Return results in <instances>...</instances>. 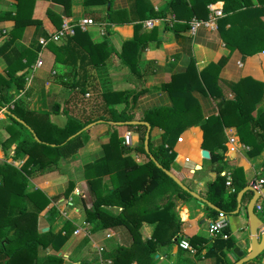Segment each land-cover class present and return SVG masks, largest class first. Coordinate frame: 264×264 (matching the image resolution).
Instances as JSON below:
<instances>
[{"label": "crops", "instance_id": "crops-1", "mask_svg": "<svg viewBox=\"0 0 264 264\" xmlns=\"http://www.w3.org/2000/svg\"><path fill=\"white\" fill-rule=\"evenodd\" d=\"M145 1L152 6L153 10H162V15L149 18L155 20L150 27L144 25L148 19L137 21L140 24L137 30L139 37L136 38L137 47L133 48L134 52H129L127 46L125 57L127 61L136 60L138 72H132L122 63L124 42L134 38V21L131 20L134 13L130 11L132 0H105L101 4L90 5H84L83 0H62L60 4L36 0L34 8L43 16L39 17L41 19L38 25L34 23L24 25L19 38L15 39L9 47L6 57L0 56V75L6 76V63L16 57L19 51L28 49L36 52L29 66L18 71L24 75L31 73L29 85L23 86L22 89L11 85L6 92L11 96L10 101L18 98L22 101L26 100L29 102L28 107L24 104L27 109L47 113L49 122L60 126V121H64V115L62 111L60 115H57L60 106L55 111L53 106L55 103L58 104L60 96L65 98L68 91L58 83V80H66L70 77L69 70L67 71L65 67L68 64L66 60L80 54L79 50H83L85 45L88 48L91 45L102 44L104 57L102 61L99 60L96 64L91 62L85 67V77L81 80H85L88 90L84 95H93L94 105L101 100V94L143 88L133 107L134 120L153 108L173 105L172 92L168 88L171 79L175 78L173 80L181 88L185 83L191 87L202 69L210 63L219 61L216 80L212 86L210 85L213 95L198 88L190 91V102L199 112L198 122L185 127L178 134L172 146L174 157L169 163V171L191 191L204 198L206 184L213 179L214 174L207 164L209 151L205 149L208 152V158L201 156L203 136L200 124L207 116L217 114L223 107L222 102L242 101L244 95L238 87L242 78L248 76L264 81V0H234L233 4H238L237 11L229 12L227 15L222 12V15L214 20L215 28L198 27L194 34L188 32V21L192 15L204 14V8H207L208 4L222 9L221 0L208 3L206 6L203 5V0H180L176 6L170 5V0ZM14 3V0H0V8L5 6L6 11L12 15ZM46 9L52 13V19L45 15ZM191 11H193L192 15L189 14ZM4 14L0 13V41L7 35V30L13 23L10 19H3ZM208 16L207 9L204 18ZM224 16L230 19L229 23H225L223 27L225 41L230 47L226 46L216 27L217 19ZM85 17L91 18L93 23L83 31L85 34L77 37L78 40L72 41L71 44L64 43L65 40L62 39L58 42H49L44 46L38 45V38L53 31L59 22L60 24L63 21L74 22ZM96 57L99 59L97 55ZM37 58L41 60V64L33 69ZM70 61L69 59V63ZM75 62L80 63L79 60ZM34 70H37L36 74H33ZM211 72L212 70L209 71L210 74ZM113 106L119 110L123 103H115ZM257 108L264 109V98L250 110V113H255ZM51 113H56L58 120L56 117L51 119L49 117ZM109 122L92 123L85 129L87 132H85V142L74 155L58 159L52 170L34 173L29 177L32 184L27 187L40 189L50 199L49 204L36 215L37 231L41 232V229L46 227L45 231L50 230L55 234L61 230L64 222H71L72 229L67 239L58 251H55L56 255L62 257V264H77L79 261L90 264H111L116 257L118 247L121 250L124 249L121 251L124 254L122 257L126 262L129 260V264H214L213 257L205 253L212 241L205 231L209 218L204 217V205L198 204L194 197L176 205L174 209L179 221L178 229L167 247L155 248L149 262L143 259L146 255L143 250L136 246L131 247V236L123 225L93 228V223L84 220L82 206L89 207L91 203L86 180L97 177L100 179L99 184L102 188V184L107 181L110 174L116 170L128 168L130 164H140L144 160V156L135 148L138 142L137 135L131 130L135 133L132 135V144L127 146L121 141L119 145L117 144L118 148H111L109 150L111 158L107 161L108 164L104 165L106 154L103 144L108 142L109 128L107 126L112 125ZM113 125L114 130L117 129V138L122 139L119 132L126 125ZM161 132V128L156 125L149 131L153 145L160 143ZM21 134L19 139L25 137L24 132ZM222 138L225 146L222 171L229 172L231 176L235 167L240 168L246 184L258 178H264L261 174L264 149L249 156V147L240 143L234 126L224 127ZM16 143L17 141L4 148V151L1 150L0 164L5 162L15 169L21 166L26 157L23 152L11 158ZM96 165L99 167L93 168ZM63 166L69 168V174L62 172ZM68 180L71 186L68 194L76 193L79 196L75 201L68 198V194H61L64 185L63 188L60 186L63 183L66 184ZM163 196L165 193L158 190L151 195L150 199L149 196L146 199L141 198L131 212L138 216L142 209L151 204H160L162 200L159 198ZM250 196L251 192L247 196L242 194L240 206L236 212L239 213L240 209H243V213L239 216L240 231L236 228L231 230L229 225L226 228L228 237L233 242L232 246L236 241H240L244 252L249 249L245 206ZM67 198L69 201H66ZM51 206L56 212L53 217L49 215ZM105 208L112 213L120 211L118 207ZM236 213L230 212L235 215ZM256 215L261 219L262 211L256 212ZM83 224H87L84 236L79 232V226ZM160 229L161 223L158 221L141 220L136 231L137 239L139 242L145 238L154 239ZM181 239L187 240L189 249L178 247L177 242ZM51 252L54 251L46 249L44 254ZM225 253L232 262L230 250ZM98 255L101 259H98ZM256 258H258V264H264V249ZM137 259H139L138 262ZM41 262L43 264L45 259L43 258Z\"/></svg>", "mask_w": 264, "mask_h": 264}, {"label": "trees", "instance_id": "trees-1", "mask_svg": "<svg viewBox=\"0 0 264 264\" xmlns=\"http://www.w3.org/2000/svg\"><path fill=\"white\" fill-rule=\"evenodd\" d=\"M14 10L11 15L6 12L3 19L12 20L11 26L7 30V35L0 41V56L6 57L9 47L15 39L19 38L24 25L28 23L39 24L43 14L35 10L34 4L36 0H14ZM45 1V0H44ZM54 3H62V0H46ZM105 0H83L84 5L101 4ZM218 0H203V5L215 2ZM223 3L222 12L229 13L237 11L238 4H233L234 0H221ZM130 8L131 13H134L131 20L134 21V38L124 42V63L129 69L136 73L138 68L136 60L127 61V46L129 52H134L133 48L137 47V30L140 27L139 22L142 19L161 17L162 10L155 11L152 6L145 0H132ZM180 0H170V5H178ZM194 12H197L194 10ZM193 13L191 11L189 14ZM207 13V8H204V14L194 13L192 16L204 18ZM47 18L52 19V13L48 9L45 11ZM230 19L226 16L220 17L216 21V27L226 46L229 44L225 41L223 27L225 23H229ZM60 22L55 26L53 31L44 36H49L59 27ZM251 31V29H248ZM256 32V31H255ZM80 34H85L79 29H75L74 34L63 40L64 43L71 44L72 41L78 40ZM251 40V39H250ZM248 40V42H250ZM87 42V41H86ZM51 43V42H50ZM61 47V46H60ZM63 47V46H62ZM101 45L84 46L83 50H79L80 54L75 57L68 58L66 62L70 65L69 79L58 80L62 87L68 89L69 96L65 100L68 102L73 99V93L85 94L87 92L84 80L85 67L87 64H96L103 60V50ZM230 47V46H229ZM64 48V47H63ZM110 48V47H109ZM111 49V48H110ZM10 52V51H9ZM100 53V54H99ZM99 57L97 59L96 55ZM35 53L32 50L23 49L18 52L17 56L6 63V76L0 75V107L5 104H11L10 108H6L4 114L10 125L5 126L8 133L12 136L7 140L5 147L12 144L17 137L22 133L23 128L28 133V138L22 137L17 140V143L12 150L11 158H15L19 152L25 154V159L18 169L12 165L2 162L0 164V261L1 264H42V259H45L43 264H62L61 256L56 255L59 247L67 239L71 222L66 221L62 228L57 233L53 234L50 230L37 231L36 215L44 209L50 202V199L38 188L27 187L26 182L34 173H42L49 171L51 166H54L58 159L67 158L76 153L83 145L86 139L85 129L82 128L88 123L103 122H123L134 120L133 107L136 98L143 92V88L127 90L124 92L104 93L100 95L97 111L99 114L93 113L91 117H78L70 110L63 107L61 109L64 115L62 127L55 126L48 120L47 113L40 111L29 110L23 104L21 98L10 101L11 96L6 92V89L14 85L17 89H22V75L18 71L28 67L34 59ZM69 59L71 60L69 63ZM79 60L80 63L75 62ZM92 60V61H91ZM84 61V63H82ZM220 62L210 63L199 72V75L193 85L189 87L186 83L181 88L175 83V78L171 79L168 88L172 92V106H164L153 108L137 118L146 121L150 130L153 126L161 128L160 143L153 145L150 137L148 138V152H145L142 145L135 144V148L144 156V160L140 164H130L128 168L116 170L110 174L106 182L100 187V179L86 180L87 188L90 196V206H82L81 212L84 220L93 223L94 227L107 228L110 226L123 225L131 236V247L136 246L145 252V262H149L155 248L164 246L167 247L171 238L176 233L179 221L175 211L178 203L192 199L191 191L186 185V188L178 186L171 178H169L162 169L169 171V163L174 157L172 146L178 134L184 129L198 122L199 112L193 107L190 102L189 94L193 88H198L202 91L213 95L210 85L216 80V74ZM81 70V71H79ZM212 70L211 74L209 71ZM85 79V78H84ZM68 80V81H67ZM238 87L243 92V99L228 100L222 102L220 111L215 115H209L200 124L202 130V148L209 151V160L207 161L208 168L213 172V179L206 184L204 199L217 207V210L204 204V217L213 220L218 211L225 215L234 210L236 201V193L246 185L242 171L235 167L231 172V190L226 189L224 185V176L220 174L224 167V152L225 146L222 138V130L226 126H234L240 143L249 147L248 154L253 156L260 149H264V109L257 108L255 113H250V110L264 98V81L255 80L248 76L242 78L238 83ZM172 88V89H171ZM72 94V95H71ZM75 100V99H73ZM115 103H123L121 109H116ZM221 104V102H220ZM59 106L54 104L53 107ZM248 107V109H247ZM60 111V108L57 110ZM85 111L82 109V112ZM87 112V111H85ZM112 125H108L109 137L108 142L103 144L105 150V162L108 164L110 157V149L118 148L119 140H117L116 131ZM130 130L137 134L138 141L143 139L145 126L142 124L126 125ZM78 132V133H77ZM152 157V158H150ZM157 163L159 166H157ZM99 165L93 168H98ZM264 175V162L261 164ZM70 184L64 191L67 195L70 191ZM165 193V196L160 197V204L153 203L140 211L138 216L131 212L134 205L141 198L146 199L155 192ZM248 191L243 194L248 195ZM118 207V213H112L105 207ZM261 219L264 221V203L262 204ZM53 206L49 209V215L55 216ZM181 215V214H180ZM133 220V222H132ZM141 220L161 223V229L154 239H143L141 242L137 239L136 231ZM132 222V223H131ZM63 232V233H61ZM227 233V229H225ZM232 240L215 238L212 239L206 252L213 257L214 264H231L226 257L225 251L231 250L233 247ZM130 247V248H131ZM46 249H51L54 252L44 254ZM124 250V249H123ZM120 247L117 248L116 257L111 261V264H129L123 259ZM121 254V255H120ZM258 256V255H257ZM256 256V257H257ZM254 258L242 264H258ZM139 259H137V262ZM77 264H90L89 262L79 261Z\"/></svg>", "mask_w": 264, "mask_h": 264}, {"label": "built area", "instance_id": "built-area-1", "mask_svg": "<svg viewBox=\"0 0 264 264\" xmlns=\"http://www.w3.org/2000/svg\"><path fill=\"white\" fill-rule=\"evenodd\" d=\"M207 9L209 12L208 18H200V17H195L192 16L190 20L188 21V32L190 34H194L196 29L198 27H207V28H215L214 20L222 15V9L220 7L216 8L213 7L212 4L207 5ZM154 19H148L144 22V25L147 27H150L152 25V22H154ZM93 23V20L89 17L85 18H80L74 22H67L63 21L58 29L53 32L49 36H42L39 37L37 40L38 45L44 46L45 44L49 42H58L62 39L68 38L74 34L75 29H79L80 31H85L89 25ZM41 64V60L37 58L34 62L33 69L38 67ZM12 105L11 104H5L4 106L0 107V113L4 114V110L6 108H10ZM134 133L131 130H126L122 134V143L124 145H131L132 144V135ZM221 175L224 176V185L228 190H231L230 183H231V178H230V173L226 171H221ZM264 184V178H258L256 180H253V184H251L252 188L256 191H259L260 188ZM264 201V193H260L259 197L255 201L253 205L254 212H259L262 209V203ZM228 224L226 221V215L218 211L216 217L209 221L207 223V226L205 228L206 234L209 239H214V238H221V239H226L228 237V234L225 232V229L227 228ZM178 247L182 249H189V245L186 239H181L177 242ZM100 248H98V251ZM98 259H100V255H98Z\"/></svg>", "mask_w": 264, "mask_h": 264}, {"label": "water", "instance_id": "water-1", "mask_svg": "<svg viewBox=\"0 0 264 264\" xmlns=\"http://www.w3.org/2000/svg\"><path fill=\"white\" fill-rule=\"evenodd\" d=\"M57 110V107L54 108ZM4 114L6 113V110L3 112ZM111 124L115 125H135V124H142L145 126V131L143 134V139L138 141V145H142L143 149L145 152H148V138H149V131H150V126L146 121L142 120H129V121H123V122H109ZM92 123L86 124L83 129L88 128L91 126ZM78 133V132H77ZM201 156L203 158H208V152L205 149H201ZM152 158V157H150ZM157 166H159L157 163H155ZM162 171L169 177L171 178L178 186L186 188L184 184L170 171L166 169H162ZM251 184H253V181H250L249 184H246L244 187H242L235 196V201L236 205L232 213H236L238 211V208L240 206V200L241 196L245 191L251 192V196L248 199L246 206H245V211L247 215V231L249 234V249L247 252H244L242 249L243 246L240 243V241H236L234 246L230 250V256L232 258L231 264H242L244 262H247L249 260L254 259L257 255H259L262 250L264 249V223L263 221L256 215L253 209V205L257 198L259 197L260 193H264V185L260 188L259 191H256L252 188ZM191 196L196 199L198 204L204 205L207 204L210 207L214 208L217 210V207L213 206L212 204L208 203L204 198L199 196L197 193L193 191H189ZM47 228L43 227L41 230L45 231ZM258 233V234H257ZM257 234V236H256Z\"/></svg>", "mask_w": 264, "mask_h": 264}, {"label": "rangeland", "instance_id": "rangeland-1", "mask_svg": "<svg viewBox=\"0 0 264 264\" xmlns=\"http://www.w3.org/2000/svg\"><path fill=\"white\" fill-rule=\"evenodd\" d=\"M7 9H6V7L5 6H3L2 8H0V13L2 12V14H4L5 12H7L6 11ZM6 19V18H5ZM36 53V52H35ZM37 54V53H36ZM65 67H66V70L68 71H70V65L69 64H66L65 65ZM36 72H37V70H34L33 71V74H36ZM21 74H23L22 75V81H21V83L23 84V86H28L29 85V82H30V74H27V75H24V73H21ZM81 76L79 75V81H77V82H81V78H80ZM66 79H69V77L68 78H66ZM68 81V80H67ZM84 83H85V80H84ZM87 87V86H86ZM8 89V88H7ZM6 89V90H7ZM67 91H68V89H67ZM10 92H12V91H10ZM72 95V94H71ZM10 96V95H9ZM68 96H69V93L67 94V96L64 98V97H62V96H60L59 98H58V105L60 106V111L58 112V114L57 115H60L61 114V109L63 108V107H65V108H67L68 110H70V113H73L74 115H76V116H78V117H81V118H84V117H86V116H88V117H91L92 115H93V113H96V115L97 114H99V112L97 111V107H95V106H97V104L98 103H95L94 105H93V102L95 101V98H94V96L93 95H91V94H89V96H86V95H84V94H81V93H76V92H74L73 93V95L72 96H74L73 97V99H75V100H73V99H70L68 102H65V100L68 98ZM11 101H13V100H11ZM28 103L29 102H27L26 100L25 101H23V104H25L27 107H28ZM59 106H55V107H59ZM55 107H53V111H55ZM82 109L83 110H85V111H87V112H85V111H83L82 112ZM35 111V110H34ZM49 117L52 119V118H55L56 117V119L58 120V116H56V113H51L50 115H49ZM135 117V116H134ZM62 121H60V123H59V125H60V127H62ZM7 125H10V121L9 120H7V118L5 117V115L4 114H2V113H0V152H1V150H3L4 151V148L6 149L7 147H5V145H4V143L6 144L7 143V140L10 138V137H12L9 133H8V131L6 130V128H5V126H7ZM10 126H12V124L10 125ZM22 130H20L21 132H24L25 133V137L28 135V133H27V131H25L23 128H21ZM126 130H129V128L127 127V126H125V127H123V128H121V130H120V132L119 133H121V135L126 131ZM110 131V130H109ZM115 131H117V129L115 128ZM119 131V130H118ZM86 132V131H85ZM87 133V132H86ZM85 133V134H86ZM135 134V133H134ZM137 135V134H136ZM20 136H22V134H20ZM20 136L19 137H17V140H19V138H20ZM27 138H28V136H27ZM17 140H15L14 142H16ZM117 140H119V142H121L122 141V139H117ZM11 145V144H10ZM9 145V146H10ZM121 145V144H120ZM8 146V147H9ZM12 153H13V151H12ZM54 168V166H51V170ZM62 172L64 173V174H67L66 172H68V174H69V168H67V167H65V166H63V170H62ZM65 176V175H64ZM64 182H66V180H64ZM69 180L67 181V183L66 184H61V186L60 187H62L63 188V185H64V188H63V191H62V195H63V193H64V191L67 189V187H68V184H69ZM29 184H32L31 182H30V180H29V178H27V182H26V185L28 186ZM69 196H68V198H72L71 200H77V198H79V196H78V194H72V193H70V194H68ZM65 197V196H64ZM67 197V196H66ZM67 198V200L66 201H69V199ZM66 199V198H65ZM243 213V209L241 208L240 209V211H239V213H236V215L235 214H227L226 215V221H227V224L229 225V227L231 228V230H233V229H240V220H239V216L241 215ZM56 215V214H55ZM72 225V224H71ZM86 225L87 224H83V225H80L79 227V232L81 233V235L83 234V236L85 235V233H86ZM72 228V227H71ZM240 231V230H239ZM239 231H238V233H239ZM236 232V231H235ZM236 234V233H235ZM100 251V250H99ZM101 259V258H100Z\"/></svg>", "mask_w": 264, "mask_h": 264}]
</instances>
